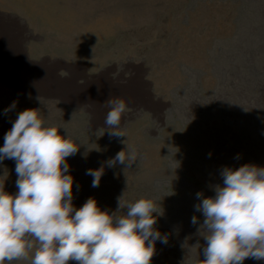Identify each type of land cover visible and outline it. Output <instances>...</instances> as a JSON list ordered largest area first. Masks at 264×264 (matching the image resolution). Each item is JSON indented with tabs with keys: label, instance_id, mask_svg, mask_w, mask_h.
<instances>
[{
	"label": "rangeland",
	"instance_id": "rangeland-1",
	"mask_svg": "<svg viewBox=\"0 0 264 264\" xmlns=\"http://www.w3.org/2000/svg\"><path fill=\"white\" fill-rule=\"evenodd\" d=\"M112 98L128 105L127 137L109 135ZM25 109L79 146L66 173L75 208L94 198L112 213L120 197L151 198L168 237L151 264H196L181 246L199 240L205 258L196 194L214 196L224 167H264V0H0V147ZM122 141L137 161L109 167L127 151ZM101 166L94 188L86 172ZM15 167L0 161V186L13 195Z\"/></svg>",
	"mask_w": 264,
	"mask_h": 264
},
{
	"label": "clouds",
	"instance_id": "clouds-1",
	"mask_svg": "<svg viewBox=\"0 0 264 264\" xmlns=\"http://www.w3.org/2000/svg\"><path fill=\"white\" fill-rule=\"evenodd\" d=\"M106 104L110 137H127L121 127L126 101L112 98ZM14 107L15 102L5 112ZM122 143L127 151H119L107 162L109 167L119 163L128 169L137 161L135 148ZM78 150L60 128L45 124L39 109L18 114L0 147V161L15 160L18 177L14 195L0 186V264L29 258L30 264H151L155 242L167 244V235L154 227L163 211L151 198L125 204L120 197L112 213L101 210L94 198L74 207L67 158ZM103 172V166L87 170L92 187L99 186ZM220 175L223 183L212 186L214 196L196 194L200 203L195 210L204 217L197 234L206 242L205 258L199 259V240L188 245L186 238L181 246L189 255L195 252L196 264L264 260V167H224ZM121 209L125 214H118ZM191 223L198 224V217Z\"/></svg>",
	"mask_w": 264,
	"mask_h": 264
},
{
	"label": "bare ground",
	"instance_id": "bare-ground-1",
	"mask_svg": "<svg viewBox=\"0 0 264 264\" xmlns=\"http://www.w3.org/2000/svg\"><path fill=\"white\" fill-rule=\"evenodd\" d=\"M195 211H196V210H195ZM199 213H200V212H199ZM197 214H198V213H197ZM189 220H190V219H187V218H185V217H184L183 219H181V221H184L185 223H190Z\"/></svg>",
	"mask_w": 264,
	"mask_h": 264
}]
</instances>
